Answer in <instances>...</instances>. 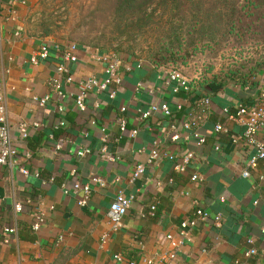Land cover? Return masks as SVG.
I'll return each mask as SVG.
<instances>
[{
  "label": "crops",
  "instance_id": "obj_1",
  "mask_svg": "<svg viewBox=\"0 0 264 264\" xmlns=\"http://www.w3.org/2000/svg\"><path fill=\"white\" fill-rule=\"evenodd\" d=\"M30 4L31 0L24 4L0 0V87L19 157L31 153L28 160L20 157L15 170L0 168V264H118L115 256L125 264H144L141 258L157 261L170 249L166 236L177 242L180 224L192 220L196 223L188 231L189 240L172 264H264V162L249 168L253 152L242 143H231L241 128L223 112L233 111L239 103H254L258 90L227 88L218 95L201 91L211 100L201 124L202 146L192 138L176 143L167 138L171 121H181L192 103L184 94L163 87L159 79L163 66L144 63L137 68L132 59H121L132 71L114 88V98L93 91L79 110L75 106L79 82L87 77L102 80L105 64L96 60L97 52L80 49L79 62L68 65L73 80L68 84L55 71L61 63L59 54L51 51L46 60L32 63L41 46L55 42L26 33L24 17ZM56 79L65 94L61 101L50 92ZM138 82L146 84L157 102L168 104L172 118L153 114L139 119L137 110L146 111L151 98L146 91H135ZM259 88L263 95L264 84ZM47 95L48 103H35ZM175 105L181 110L175 111ZM121 107L127 108L123 129L118 124ZM59 121L63 127H58ZM21 124L26 125V139L19 137ZM216 124L225 126L223 132L214 133ZM50 137L61 147L57 155L49 153ZM155 149L160 160L146 165L132 181L135 165L145 164L148 152ZM76 150L89 153L78 158ZM164 154L177 157L170 160L162 158ZM188 154L191 159L184 172L175 171ZM20 166L29 175H19ZM244 170L250 172L245 179ZM192 176L196 181H190ZM73 184L89 187L86 206H79L85 196L82 190L75 192ZM119 194L133 200L120 228L112 231L106 212ZM15 203L22 205L21 214L14 212ZM197 210L207 218L197 219ZM37 214L43 215L45 224L33 231ZM4 228L15 232L7 234ZM105 234L108 239L102 243ZM251 249L256 255L246 256Z\"/></svg>",
  "mask_w": 264,
  "mask_h": 264
},
{
  "label": "rangeland",
  "instance_id": "obj_2",
  "mask_svg": "<svg viewBox=\"0 0 264 264\" xmlns=\"http://www.w3.org/2000/svg\"><path fill=\"white\" fill-rule=\"evenodd\" d=\"M126 2L31 0L25 31L111 59L155 63L189 82L216 80L240 90L249 78L264 84V0H194L167 7L158 0Z\"/></svg>",
  "mask_w": 264,
  "mask_h": 264
},
{
  "label": "built area",
  "instance_id": "obj_3",
  "mask_svg": "<svg viewBox=\"0 0 264 264\" xmlns=\"http://www.w3.org/2000/svg\"><path fill=\"white\" fill-rule=\"evenodd\" d=\"M19 3L24 4L25 0H18ZM55 52L59 54L61 63L56 66V74L61 77L64 76V82L71 83L72 76L71 71L69 69V64H77L79 62V49L75 48L72 45H61L58 43H52L41 46L34 58L31 59L32 63H36L38 59L46 60L50 54V52ZM96 60L105 64L103 70L104 78L102 80H98L96 77H87L84 80L79 82L78 87V95L75 98V106L82 110L85 108L84 101L87 99L88 95L91 92L95 93H106L109 99H113L115 96L114 88L121 86L124 83V74L130 73L132 68L128 65H123L121 59H111L101 53H97ZM137 68L141 67V63H136ZM159 79L162 81V85L164 88L171 89L173 94H184L186 98L192 103V109L189 110L185 115L182 116V120L176 123V120H172L169 126V131L167 134V138L170 142L176 143L179 139H182L184 142L189 141L192 138L197 146H202L205 142L204 136L201 134V124L206 118L207 112L210 108L211 100L206 94H203L201 90L193 83L187 81L182 75H180L175 70L164 69L159 74ZM60 79H56L54 83L51 84V93H54L55 98H58L61 101L65 94L61 89ZM136 92L146 91L151 98V102L146 109V111L137 110V115L140 120L144 121L149 116L153 114H160L162 116L172 118L173 112L171 108L166 103H159L155 100V95L152 91L146 88V84L138 82L135 87ZM50 97L44 96L39 99H35V103L39 106H43L49 102ZM126 107H121L119 109L120 117L118 118V124L123 129L125 126V120L122 115L126 111ZM175 111L181 110L180 105H175ZM59 112H62L61 109H58ZM224 115L227 120L235 123L239 126L240 133L236 136L231 137V143L233 145H237L238 143H242L244 146L250 148L252 150V156L248 161V166L250 169L254 170L257 162H264V94L259 97H255L254 103L250 105H244L243 103H239L234 107L233 111L225 108L223 110ZM64 122L59 121L58 127H63ZM34 128H37L38 125L33 124ZM26 125L21 124L18 126L19 137L21 139H26L27 131ZM225 126L223 124H216L213 126L214 133L223 132ZM137 134V130L132 131V137ZM183 134V136H181ZM50 145L51 149L49 151L50 155H57L61 147L59 143L53 142L52 137H50ZM217 149V148H216ZM88 150H76L74 155L76 157H83L88 154ZM22 160H28L31 158V153H24L20 156ZM17 149L15 148L12 142V128L8 122L7 118V106L6 100L4 96V92L0 87V168L7 167L10 170H15V167L19 165L20 158ZM174 159L177 156H173L170 154L162 155V158ZM159 154L157 150H150L147 155V159L145 164H137L135 165L131 180L134 181L140 175L144 173V168L146 165H152L154 161L160 160ZM189 159H191V155L182 158V161L179 165L175 166V171L184 172V165L188 163ZM178 160V159H177ZM19 175L21 174L23 177L29 175L28 170L25 167L20 166L17 171ZM35 177H38L37 172L34 173ZM250 176V172L248 170H244L241 174V178L245 179ZM197 176H192L190 178L191 182L196 181ZM100 184L101 182L98 181ZM74 191L82 190L84 194L83 200L79 202V206H86L87 204V196L90 194L89 187L87 185L80 186L79 184H73ZM64 193L67 194L68 191L64 190ZM132 197H126L122 194H119L113 202L109 205V208L106 212V219L108 223L111 225V230L116 231L120 228L123 218L125 217L128 209L130 208ZM13 210L15 213H20L22 211V205L19 203H15L13 206ZM151 211H154L155 208L151 207ZM197 219L204 220L207 218V214L202 210H197L195 212ZM215 223L219 224V217H215ZM196 221H184L180 224V238L177 242L173 241V238L168 235L166 236V240L169 243L170 249L162 252L158 255V260L154 261L153 259L141 258L140 260L144 264H172L174 259L177 256L179 248L185 243V241L189 240L188 231L193 229ZM45 224V218L42 214H37L35 220L32 222V230L38 231ZM3 232L7 234H12L15 232L14 229L4 228ZM108 239V235L105 234L101 237V242L104 243ZM248 244H251V240H248ZM256 255V251L254 249L249 250L246 253V256L252 257ZM115 261L118 264H125L123 258L121 256H115ZM139 263V262H138ZM135 261L128 262V264H138Z\"/></svg>",
  "mask_w": 264,
  "mask_h": 264
},
{
  "label": "trees",
  "instance_id": "obj_4",
  "mask_svg": "<svg viewBox=\"0 0 264 264\" xmlns=\"http://www.w3.org/2000/svg\"><path fill=\"white\" fill-rule=\"evenodd\" d=\"M124 1H127L126 5H129V4H132V3L136 4V3H138L141 0H124ZM193 1L194 0H158V2L160 4H162V5H164L165 7H167L168 5H173V4L179 3V2L185 3V4H191V3H193ZM255 1L259 2V0H255ZM154 65L160 66V65L155 64V63H154ZM256 75L257 74H253L252 77H255ZM249 80H250L249 83L247 85L244 84L245 86L243 85V88H241V89H245V88H248L249 90L257 89L258 90L257 96L260 99L262 90H260L259 84H262V83H260L257 80L255 81L253 79H250V78H249ZM193 83L201 91H202L203 88H205V86L208 87L211 90V92L214 93L215 95H218L220 93H224L227 90V88H229V85H227L225 82H221L220 83V82H217L216 80H209V81L205 80V82H198V83L193 82ZM235 84L236 85H242V82H239V81L235 80Z\"/></svg>",
  "mask_w": 264,
  "mask_h": 264
},
{
  "label": "water",
  "instance_id": "obj_5",
  "mask_svg": "<svg viewBox=\"0 0 264 264\" xmlns=\"http://www.w3.org/2000/svg\"><path fill=\"white\" fill-rule=\"evenodd\" d=\"M203 93H206L207 95H212L213 93L211 92V90L205 86V88L202 89ZM214 95V94H213Z\"/></svg>",
  "mask_w": 264,
  "mask_h": 264
}]
</instances>
